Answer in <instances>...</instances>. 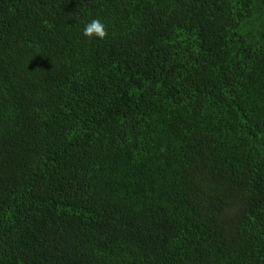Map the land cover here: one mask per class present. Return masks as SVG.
I'll list each match as a JSON object with an SVG mask.
<instances>
[{
    "label": "trees",
    "instance_id": "trees-1",
    "mask_svg": "<svg viewBox=\"0 0 264 264\" xmlns=\"http://www.w3.org/2000/svg\"><path fill=\"white\" fill-rule=\"evenodd\" d=\"M0 264H264V0H0Z\"/></svg>",
    "mask_w": 264,
    "mask_h": 264
},
{
    "label": "clouds",
    "instance_id": "clouds-1",
    "mask_svg": "<svg viewBox=\"0 0 264 264\" xmlns=\"http://www.w3.org/2000/svg\"><path fill=\"white\" fill-rule=\"evenodd\" d=\"M83 34L89 38L103 39L107 35L106 26L101 20L92 19L84 25Z\"/></svg>",
    "mask_w": 264,
    "mask_h": 264
}]
</instances>
